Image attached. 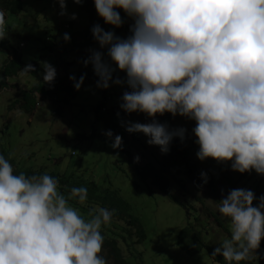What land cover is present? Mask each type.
<instances>
[{
  "label": "clouds",
  "instance_id": "obj_1",
  "mask_svg": "<svg viewBox=\"0 0 264 264\" xmlns=\"http://www.w3.org/2000/svg\"><path fill=\"white\" fill-rule=\"evenodd\" d=\"M57 3L64 15V0ZM92 4L96 15L113 28L121 26L120 12L133 21L131 34L124 39L99 25L91 28L93 40L107 49L116 70L124 73L128 91L121 95L120 110L149 118L168 113L194 121L196 159L230 162L231 171L264 176V0H92ZM3 24L0 12V38ZM62 38L67 41L68 34ZM84 63L91 64L97 87L107 88L110 79L121 83L112 79V69L100 52H91ZM39 66L42 81L50 84L54 67L47 62ZM33 71L26 64L19 75ZM82 80L81 76L75 81V90ZM125 131L143 134L147 144L165 154L173 137L183 140L185 130H170L153 119L147 124L129 122ZM111 146H120L118 135ZM71 200L84 205L87 188L74 186L64 194L55 178L46 173L16 174L0 155V264H107L100 254V229L112 221L115 209L96 205L85 219ZM216 203L219 214L227 218L230 235L211 256L219 255L225 264L256 259L264 238V195L254 197L251 190L236 188Z\"/></svg>",
  "mask_w": 264,
  "mask_h": 264
},
{
  "label": "rangeland",
  "instance_id": "obj_2",
  "mask_svg": "<svg viewBox=\"0 0 264 264\" xmlns=\"http://www.w3.org/2000/svg\"><path fill=\"white\" fill-rule=\"evenodd\" d=\"M64 3V15H60L57 0H23L19 15L5 16L2 40H8L18 50L24 66L37 63L41 69L40 62H47L54 67L55 76L73 77L72 85L77 75L94 74L91 64L86 65L84 61L91 52L98 51L112 69V79H119L121 83L113 84L110 79L107 88H100L84 82L78 90L74 89V98L61 108L60 116H53V106L39 98L33 113L25 115L20 110L18 114L17 108L8 107L20 91L28 90L36 82L35 78L30 74L8 78L6 82L10 88L0 92V145L20 169L62 168L66 173L117 191L145 232L146 239L133 246L142 264H216L203 248L195 249L193 232L200 233L204 244L219 246L230 235L227 218L219 214L216 203L231 190L223 177L234 184L233 189L251 190L254 197H259L264 195V176L251 170L246 173L231 171L230 162L196 159L198 145L191 133L195 122L164 113L156 116L172 129L185 130L183 140L177 138L180 145L190 154L193 163L210 175L219 187V195L212 197L204 191L195 192L191 183L182 179L183 192L172 190V195L189 209V216H186L185 210L173 200L140 182L129 163L155 164L162 153L154 145L147 144L148 138L141 133H133L136 138L120 141L118 148L111 146L113 139L100 122L94 121L92 109L104 97L105 109L120 110L121 95L128 90L123 83L124 73L116 70L106 55V48H99L96 42L85 47L79 43L78 35L91 23L124 39L131 34L129 28L133 21L120 12L121 26L113 28L96 15L94 7L91 21L85 3L73 0H64ZM72 14H75L74 19L70 18ZM65 33L69 37L67 41L62 38ZM4 59L0 50V66ZM139 117L131 115L128 120L147 124ZM92 131L98 137L89 139ZM255 203L254 199L253 206Z\"/></svg>",
  "mask_w": 264,
  "mask_h": 264
},
{
  "label": "trees",
  "instance_id": "obj_3",
  "mask_svg": "<svg viewBox=\"0 0 264 264\" xmlns=\"http://www.w3.org/2000/svg\"><path fill=\"white\" fill-rule=\"evenodd\" d=\"M22 1L23 0H0V12H3L4 19L6 15H19L22 10ZM79 1L85 3L86 14L92 21V0ZM68 27H66V29ZM92 27L93 24L89 23L84 31L78 34L80 36L79 43L84 44L85 47L92 46L95 42L91 36ZM0 50L5 55V59L0 66L1 92L10 87L6 82L7 79L18 75L19 69L23 68L24 64L21 61L18 50L11 46L8 40H2V38H0ZM32 66L35 71L30 75L35 78L36 82L32 84L28 90L20 91L18 97L11 101L8 108H17L25 115H31L36 107L37 99L39 98L42 101L49 102L51 106H53V116H60L61 108L63 109L65 106H68L69 101L75 96L74 87L70 83L69 76L66 74L59 77L55 76L50 84L44 83L42 81V70L38 68L37 63L32 64ZM81 76L83 77L81 83L89 82L97 85L98 78L96 75L83 76L79 74L75 77V81L79 80ZM11 87L16 88V85ZM104 101L105 99L102 97L101 101L92 109V113L94 121L100 122L107 133H111V135H109L111 139H114L117 135L120 137V141H125L127 137L136 138L135 134L125 131V126L129 123L128 117L131 115H138L147 123H151L154 119L157 123L166 124L158 116L149 118L143 113L136 112L125 114L117 108L107 110L105 109ZM168 128L170 130L172 129L169 126ZM95 137L98 136L92 131L89 139ZM99 139L102 140L100 137ZM155 149L160 152L157 146H155ZM0 155L4 156V158L9 161L16 174L22 172L27 176L46 173L55 178L58 182V190L64 194H67L68 189L74 186L86 187L87 201L84 205L77 204L75 200L69 201V204L76 208L85 219L89 218L88 210L93 206L98 205L108 209H115L112 221L107 226H102L100 229L101 235L103 236L100 254L103 255L107 264H142L133 246L139 245L146 239L145 232L137 218L130 214L129 205L124 202L117 191L103 188L91 180H84L76 175L74 176L73 174L66 173L62 171V168L54 170L40 168L37 171L20 169L15 166L14 161L9 157L6 150L1 145ZM129 165L132 167L134 174L140 182L148 185V188H153L162 195L173 200L185 210L186 216H189V209L174 199L172 195V190L175 192H177V190L181 193L183 192L184 185L182 179L191 183L195 192L204 191L212 197L219 195V187L207 172L198 168L193 163L190 154L182 148L177 137H173L168 146V151L162 154L160 160L155 164L146 162L141 165L132 161ZM201 173L204 174L203 177H201ZM223 178L232 190L234 184L225 179V176ZM192 241L194 242L195 249L203 248L212 262L216 264H225V261L219 255L215 257L211 256L214 247L204 244L200 238L199 232H193ZM239 264H264V238L261 239L259 248L256 250V259L253 258L247 261H241Z\"/></svg>",
  "mask_w": 264,
  "mask_h": 264
}]
</instances>
